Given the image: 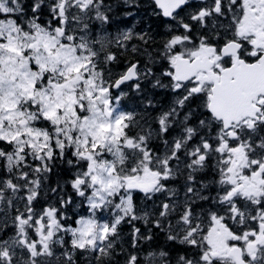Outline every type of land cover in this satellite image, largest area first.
Here are the masks:
<instances>
[{
    "label": "snow or ice",
    "instance_id": "snow-or-ice-1",
    "mask_svg": "<svg viewBox=\"0 0 264 264\" xmlns=\"http://www.w3.org/2000/svg\"><path fill=\"white\" fill-rule=\"evenodd\" d=\"M150 3L171 21L165 39L155 55L131 51L162 71L137 61L114 77L113 48L153 37L110 31L107 0H0V234L9 215L14 230L0 235V264H76L77 253L112 264L122 223L133 225L123 264H264V0ZM150 77L168 107L124 110L122 86L141 93ZM58 161L70 177L52 186ZM140 220L195 252H145Z\"/></svg>",
    "mask_w": 264,
    "mask_h": 264
},
{
    "label": "trees",
    "instance_id": "trees-1",
    "mask_svg": "<svg viewBox=\"0 0 264 264\" xmlns=\"http://www.w3.org/2000/svg\"><path fill=\"white\" fill-rule=\"evenodd\" d=\"M107 3L111 4L112 6L111 15L115 22L110 31H115V28L118 25L119 28H134L136 32L150 31L153 37V41L148 45H143L140 41L133 40L129 44L128 49L126 51H120L113 48V51H117L118 55L117 61L110 66L112 69L113 76L115 77L125 72L130 63L138 61L141 72H143L145 67H151L155 75L158 77L160 75V72L162 71L160 65L150 63L148 57L143 54L133 53L131 51V46L132 44H136L141 48H147L149 52H152L153 55H155L156 52L161 49V45L165 39V34L167 32L166 24L171 23V21L167 20L166 18L153 15L150 0H139L140 7L138 9L129 8L128 6L122 3V0H107ZM198 6V4L193 3L192 8L195 9ZM129 11L132 12V15L130 16L127 15ZM152 79L153 78L150 77L148 80L141 81L143 88V92L141 93H136L132 91L131 83L124 85L122 90L128 93V96L122 102V107L124 108V110L142 113L144 110L142 101L145 98H151L153 100V104L156 105L155 108L148 109V112L151 114V116L158 115L161 110H164L168 107L172 100L171 92L160 88L154 89L152 87ZM164 82L167 83V80L165 79ZM195 103L197 102H194L193 106L195 105ZM152 126L155 127V123H153ZM137 130L138 129L131 130L130 134H134V132ZM170 135H175V132L170 133ZM57 164L59 166L54 169L52 175L49 178V183L52 186H55L57 181L63 183L64 180L70 177V172L68 171L67 166L60 165L59 161L57 162ZM201 178L210 179L211 172L207 174L206 178ZM181 183L182 181H177L174 184H170L169 186L180 187ZM65 191L68 195H72V190L70 186L66 187ZM46 199L53 200L54 197H52L51 194H49L48 197L42 196L39 202L36 204L37 209L41 208L44 205ZM135 199L138 209H152V202H145L140 194H137ZM155 199L157 200V202H159V200L164 199V196L158 195ZM73 209H75V205H73L72 208L69 209L70 214ZM76 210L78 211L79 209ZM4 220L5 216L3 214H0V223H2ZM8 224L9 227L7 228V230L4 233L0 234L4 238L12 236L14 232L13 228L11 227L10 215L8 217ZM134 225L135 227L140 228L145 235L148 234V229L151 228V233L153 237L152 240L146 241L141 245L142 249L145 252L148 250H160L163 248L165 250H168L173 258L180 254H193L195 252V250L190 247L179 245L176 242L168 241L163 231H161L160 229H156L151 224L145 226L142 220L135 221ZM132 227L133 225L128 223H122L120 225V241L117 244L116 254H114L112 264H123L125 256L123 253H121V248L125 249L126 251L129 250L130 233L132 231ZM57 254H59V252ZM18 255L20 254L18 253ZM76 264H90V258L86 254L77 253Z\"/></svg>",
    "mask_w": 264,
    "mask_h": 264
}]
</instances>
